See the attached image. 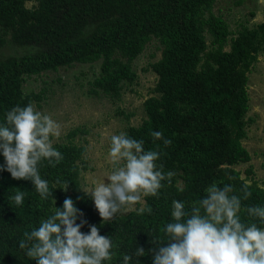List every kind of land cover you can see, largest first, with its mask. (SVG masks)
I'll return each mask as SVG.
<instances>
[{"label":"trees","instance_id":"obj_1","mask_svg":"<svg viewBox=\"0 0 264 264\" xmlns=\"http://www.w3.org/2000/svg\"><path fill=\"white\" fill-rule=\"evenodd\" d=\"M217 1L0 0V124L17 105L32 102L41 107L44 90L24 91L30 78L75 64L98 63L89 96L119 101L122 91L137 83L133 62L155 41L160 57L144 71L156 75V84L143 101L141 123L125 132L143 140L145 150L160 151L157 164L173 173L171 183L162 181L158 198H144L150 213L133 210L105 222L80 186L81 173L89 167L83 159L85 147L73 140L85 131L71 130L67 142L53 144L63 160L55 167L47 160L38 165L53 197L41 199L30 180L0 171V264H36L20 241L52 214L54 206L62 209L69 197L82 213L76 223L86 221L82 233L95 225L100 235L111 237L113 256L103 264H123L125 254L132 257L129 264H153L150 250L168 242L164 228L172 222V201L184 202L189 209L213 182L233 186V194L241 197V219L264 228L244 210L264 206V179H256L252 166L240 168L252 160L243 145L248 127L255 123L248 116V81L258 56L264 54V21L240 24L232 31L223 16L214 14ZM244 1L233 0L234 6ZM153 131L172 143L165 146L151 136ZM65 182L67 191L62 189ZM245 184L251 192L247 200L242 198ZM18 191L25 193L22 205L10 199ZM136 248L146 255L137 257Z\"/></svg>","mask_w":264,"mask_h":264},{"label":"clouds","instance_id":"obj_2","mask_svg":"<svg viewBox=\"0 0 264 264\" xmlns=\"http://www.w3.org/2000/svg\"><path fill=\"white\" fill-rule=\"evenodd\" d=\"M5 116V123L0 124V154L5 165L0 166V171H8L16 180H30L41 199L53 197L49 181L41 178L38 165L47 160L55 167L63 160L62 153L53 146L54 138L61 135V125L32 102L11 108ZM151 136L163 140L165 146L172 143L160 131L151 132ZM107 155L111 169L104 177L110 183L105 184L101 177L93 178L89 186L83 187L101 219L107 222L118 213L133 210L150 213L144 198H158L164 187L162 181L171 183L173 176L157 164L162 153L145 150L143 140L120 132L110 136ZM68 185L65 182L62 189L67 191ZM248 188V184L243 186V200L251 196ZM234 191L231 185L220 187L213 182L205 189V196L189 209L184 202L173 200L172 222L164 228L168 242L150 250L154 251L153 264H264V228L241 219V197ZM24 196L23 191H18L10 199L22 205ZM53 201L55 205L54 198ZM244 210L264 223V206ZM78 215L82 213L74 201L66 198L62 209L54 206L38 228L24 233L20 248L27 249V257L36 264H103L111 260V237L100 235L95 225L90 226L88 234L82 233L80 229L86 221L77 224ZM135 255L146 253L143 248H136ZM131 259L125 254L123 264H129Z\"/></svg>","mask_w":264,"mask_h":264},{"label":"rangeland","instance_id":"obj_3","mask_svg":"<svg viewBox=\"0 0 264 264\" xmlns=\"http://www.w3.org/2000/svg\"><path fill=\"white\" fill-rule=\"evenodd\" d=\"M31 6L30 3L27 4ZM216 15L227 21L232 31H237L240 24L252 26L264 21V0H245L241 6H234L233 0H218L213 8ZM158 43L152 41L142 54L133 62V69L138 74L135 85L125 88L119 101L109 98L89 96V83L98 73L99 64H75L61 68L57 72H46L40 77L30 78L24 85L26 93L45 91V100L36 108L52 116L61 125V135L54 138L53 144L67 142L68 133L80 128L84 133L73 140L85 147L83 157L89 169L81 173L80 186L90 185L93 178H103L110 171L108 159L109 138L113 134L125 132L128 126H137L144 118L143 101L151 95L156 84V75L144 71L150 63L160 57ZM10 50L6 49L5 53ZM152 54H155L152 58ZM249 107L248 116L255 118V123L248 127L244 147L251 154L252 166L256 179H264V54L258 56L248 81ZM130 116L127 120L126 117ZM85 192V191H84Z\"/></svg>","mask_w":264,"mask_h":264}]
</instances>
